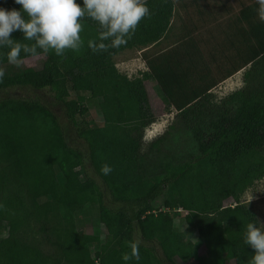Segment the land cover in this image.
I'll use <instances>...</instances> for the list:
<instances>
[{"label": "trees", "instance_id": "obj_1", "mask_svg": "<svg viewBox=\"0 0 264 264\" xmlns=\"http://www.w3.org/2000/svg\"><path fill=\"white\" fill-rule=\"evenodd\" d=\"M77 3L83 6V0ZM146 5L150 16L119 48L93 52L88 41L99 42L100 29L87 17L81 20L84 43L79 51L67 50L63 56L22 51L21 61L40 60L17 67L7 60L9 49L0 48V69L5 71L0 93L12 88L46 90L65 121L62 124L52 105L39 99L0 98V264H177L174 256L184 262L191 250L182 235L171 231L165 215L156 212L155 203L162 200L165 206L191 204L184 221L197 231L214 264H250L255 253L244 243L246 226L259 222L240 197L264 177V46L257 42L249 57L253 63L243 87L219 102L208 93L217 81L191 89L185 74L161 75L147 60L168 106L176 111V121L142 155L143 130L155 117L143 81L118 72L113 57L164 35L170 1L146 0ZM0 8L22 6L0 0ZM12 38L32 43L20 31ZM184 88H190V94H184ZM72 93L100 99L104 128H89L79 119L87 108ZM179 128L189 138L191 151L180 150L175 168L148 172V164L158 167L156 158ZM70 132L83 149L68 143ZM88 164L100 184L87 175ZM105 164L112 168L107 175L101 171ZM75 179H80L78 184ZM229 200L234 205H225ZM86 203L98 206L106 226L103 242L76 230L74 213ZM133 241L139 242L141 259L126 262L123 255L131 253ZM93 242L95 252L90 250Z\"/></svg>", "mask_w": 264, "mask_h": 264}, {"label": "crops", "instance_id": "obj_2", "mask_svg": "<svg viewBox=\"0 0 264 264\" xmlns=\"http://www.w3.org/2000/svg\"><path fill=\"white\" fill-rule=\"evenodd\" d=\"M168 1L171 16L164 35L154 43L125 49L119 55L123 61L132 54L126 64L139 62L145 66L149 76L144 78L142 72L138 78L143 81L146 93L149 84L154 97L149 103L160 104L169 109L167 113L176 115L146 67V61H151L161 75L185 74L191 89L217 81L208 93L213 95V102H219L243 87L245 73L253 63L249 57L255 53L257 42L264 46V22L257 15V0ZM216 90L222 91L219 93L222 96H217ZM174 91L179 95V91ZM189 91L190 88H184V94H190Z\"/></svg>", "mask_w": 264, "mask_h": 264}, {"label": "clouds", "instance_id": "obj_3", "mask_svg": "<svg viewBox=\"0 0 264 264\" xmlns=\"http://www.w3.org/2000/svg\"><path fill=\"white\" fill-rule=\"evenodd\" d=\"M21 10L0 8V48H8L7 60L20 66L21 52L38 55L50 51L63 56L67 50L79 51L83 46L81 20L90 18L99 25V42L89 40L88 47L93 52L107 51L127 44L134 35L139 23L150 16L146 0H15ZM257 15L264 22V0H257ZM20 31L25 41L21 43L12 38V33ZM110 41V43H106ZM5 71L0 69V80ZM101 171L107 175L112 171L108 164ZM244 243L254 250L250 264H264V230L255 223L246 226ZM131 253H125L127 262L133 258L141 259L139 242L129 243Z\"/></svg>", "mask_w": 264, "mask_h": 264}, {"label": "rangeland", "instance_id": "obj_4", "mask_svg": "<svg viewBox=\"0 0 264 264\" xmlns=\"http://www.w3.org/2000/svg\"><path fill=\"white\" fill-rule=\"evenodd\" d=\"M127 56H129L128 59L122 61V56L117 54L115 59L113 60V63L118 72L126 75L130 79L137 78L138 76L142 75V72H145L143 73V75L144 78H147V76H149V73L145 69V66L139 62L135 65H133V62L129 65L126 64V62L128 63L129 59L133 57L132 54H128ZM39 58L40 57L26 58L21 61L20 66H34L37 64V62H39ZM152 84H154V86H157L154 82H152ZM220 92L222 91L216 90L217 96H222L219 94ZM147 93L148 99L153 100L154 97H152V92L150 90L149 84H147ZM7 95L15 98L32 100L39 99L46 104H51L52 110L57 114L59 120L62 122V124L65 123L60 107L58 105H55V101L53 100L51 94L46 90L37 91L29 88H12L8 89L6 92L0 93V98ZM72 96H74L80 104L87 108V113L81 116L79 119L86 122L89 128H104L106 122L103 121V117L101 115L99 105L100 99L91 98L87 93H72ZM150 107L155 117V122L143 130L139 152L142 155L148 154L150 142L162 135L176 121L175 113H167L169 110L168 108H164L160 106V104H150ZM175 131H173V135L168 137V144L164 146L161 154L159 155V158H156L158 167L156 164H148L146 166V170L148 172L155 170L156 173L160 174L163 167L170 166L175 168L180 164V150L191 151L192 146L190 145L189 138L184 133V129L179 128ZM67 138L70 145H72L73 147H77L78 149H83V147L81 146L82 143L73 133H67ZM150 162L151 159L149 160V163ZM87 169V175L100 184V180L92 170L90 164L87 165ZM79 181L80 179H75L74 183L78 184ZM240 201L255 213L259 222L258 227H261L262 230H264V177L254 181L241 195ZM225 205L232 206L234 205V202L232 200H229L225 203ZM185 206V208H180L177 206H165L163 200L155 203V209H157L156 212L160 211L165 215L166 221L170 224L171 231L182 235L185 238L184 242L186 243L184 244L187 251L189 252L191 250L192 255H188L184 262L180 259L179 256H174V261L177 264H214L207 256V250L204 244L199 240L197 231L192 229L185 223L184 216L192 208L190 203H187ZM74 222L76 230L80 234L93 235L97 237L100 242L104 241L106 236V226L100 219L98 206L89 203L84 204L81 209L75 211ZM2 236L3 234H0V238ZM136 238L137 240L142 241L140 240V237L138 235L136 236ZM97 247V242L91 243V252H95L97 250ZM155 248L157 251H159L157 246ZM225 264L234 263L229 262Z\"/></svg>", "mask_w": 264, "mask_h": 264}]
</instances>
